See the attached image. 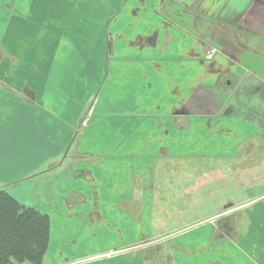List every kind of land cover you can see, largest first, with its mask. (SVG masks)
I'll use <instances>...</instances> for the list:
<instances>
[{
    "label": "crops",
    "instance_id": "0c3cea01",
    "mask_svg": "<svg viewBox=\"0 0 264 264\" xmlns=\"http://www.w3.org/2000/svg\"><path fill=\"white\" fill-rule=\"evenodd\" d=\"M260 19L264 0H0V187L50 216L43 264L61 263L55 234L74 217L130 243L135 177L221 147L208 132L231 133L229 117L250 121L236 122L242 143L264 148V109L252 116L228 93L259 67ZM260 211L247 234L256 245Z\"/></svg>",
    "mask_w": 264,
    "mask_h": 264
},
{
    "label": "rangeland",
    "instance_id": "374dc122",
    "mask_svg": "<svg viewBox=\"0 0 264 264\" xmlns=\"http://www.w3.org/2000/svg\"><path fill=\"white\" fill-rule=\"evenodd\" d=\"M261 33L264 34V26H261ZM251 44L260 48L258 60H254L260 62L259 67H245L246 77L238 87L234 83L228 93L230 105L245 110L250 107L249 113L253 116L264 109V87L261 85L264 41L255 38ZM212 118L217 120L215 116ZM241 118V115L229 117L232 129L229 134L220 137L213 131L208 132L211 146L222 144L221 147H209L212 152L208 150V153H201L200 147H195L196 153L191 159L182 157L173 164L160 165L143 181L135 177L134 188L139 195H134L131 205L134 234L130 243L114 245L104 237L110 231L108 228L90 227L87 220L77 224L76 217L66 227L62 225L55 234L52 249L64 256L60 264L109 259L124 252L133 258L145 255L146 264H177V257L182 259L179 264H264V238L261 245H256L251 234L247 235L255 222L252 211L264 205V196L258 198L264 194V148L252 147L250 143H254V139L242 143L236 122L250 126V121L241 122ZM220 210L222 213L212 216ZM256 219L262 226L264 212L260 211ZM163 231L164 234L158 236ZM191 231L195 232L188 234ZM260 231H264V226ZM178 235L181 241L193 235L203 238L212 235L213 241L211 245L177 243L174 240ZM140 262L143 261L138 260V264Z\"/></svg>",
    "mask_w": 264,
    "mask_h": 264
},
{
    "label": "trees",
    "instance_id": "16d2710c",
    "mask_svg": "<svg viewBox=\"0 0 264 264\" xmlns=\"http://www.w3.org/2000/svg\"><path fill=\"white\" fill-rule=\"evenodd\" d=\"M50 240V216L0 187V264H43Z\"/></svg>",
    "mask_w": 264,
    "mask_h": 264
}]
</instances>
